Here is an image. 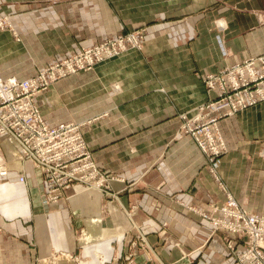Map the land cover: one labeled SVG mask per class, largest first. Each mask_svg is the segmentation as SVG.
Returning <instances> with one entry per match:
<instances>
[{
    "label": "crops",
    "instance_id": "crops-1",
    "mask_svg": "<svg viewBox=\"0 0 264 264\" xmlns=\"http://www.w3.org/2000/svg\"><path fill=\"white\" fill-rule=\"evenodd\" d=\"M6 4L0 63L28 51L43 52L33 63H47L133 30L144 42L35 99L49 125L78 124L64 101L83 86L68 81L101 85L103 108L93 115L100 119L80 130L108 178L105 193L75 184L65 199L45 201L42 171L0 135V264H240L244 239L200 214L220 218L216 209L231 196L264 215V102L217 121L226 151L216 168L182 126L215 99L206 76L264 53V0ZM101 126L104 140L94 133Z\"/></svg>",
    "mask_w": 264,
    "mask_h": 264
},
{
    "label": "built area",
    "instance_id": "built-area-1",
    "mask_svg": "<svg viewBox=\"0 0 264 264\" xmlns=\"http://www.w3.org/2000/svg\"><path fill=\"white\" fill-rule=\"evenodd\" d=\"M4 24L0 21V27ZM142 42L143 35L136 31L83 49L79 55L62 62L59 69L52 67L48 76L42 74L25 80L0 77V135L11 136L20 146L22 156L42 171L48 183L45 201L56 203L65 199V190L75 184L105 193L108 178L93 162L81 126L49 125L41 115L36 97L52 83L89 70L95 63L128 49L140 50ZM204 85L215 99L198 107L182 131L216 168L218 158L226 151L217 121L264 102V53L206 76ZM5 175L6 171L0 168V176ZM19 181L23 178L19 177ZM216 210L222 214L220 218L200 215L216 228L244 239L246 250L237 256L238 262L264 264V215L248 213L231 196H226L224 204ZM228 246L232 250L230 243Z\"/></svg>",
    "mask_w": 264,
    "mask_h": 264
},
{
    "label": "rangeland",
    "instance_id": "rangeland-1",
    "mask_svg": "<svg viewBox=\"0 0 264 264\" xmlns=\"http://www.w3.org/2000/svg\"><path fill=\"white\" fill-rule=\"evenodd\" d=\"M6 6H7L6 0H0V21H1V23H5L2 27H0V31H7L10 28L9 19H8L9 14L6 11ZM136 31H138V30H133V31H130V32H127L124 34H120V35H117L113 38H116V37L121 36V35H127L129 33L136 32ZM113 38H107V39H113ZM107 39H105V40H107ZM143 42H142V46H143ZM28 43L30 44L29 47L32 46L33 48L34 47L40 48V45H39L37 39H35V41L28 39ZM91 47H94V46L81 47L77 52H74L68 56L62 57V58L54 60V61H49L47 63H33L34 62L33 59L40 58L42 56L43 52L41 53L40 51L39 52L38 51H32V52L28 51L29 53H23L22 56H19L17 58L12 59V60L6 61L4 63H0V76L2 75L3 78H5V79L15 78L17 80H25L28 77L33 78V77L41 76L42 74H45L46 76H48L49 73L51 72L50 70L52 67H54L55 69H59L61 67V65L64 64L62 62H65V60H68L72 57L79 55L80 53H82L83 49H87V48H91ZM116 56H118V55H116ZM116 56H113V57H116ZM113 57H110V58H113ZM104 60H106V59H104ZM99 63H101V62L95 63L92 67H94L95 65H97ZM92 67H91V69H92ZM86 71H88V70L81 71V72H86ZM9 74H11V75H9ZM75 74H77V73H75ZM75 74H72L70 76H73ZM70 76H67L63 79H67ZM63 79H60V80L52 83L46 89V91H48L49 88L54 86L57 82L62 81ZM86 83H88L87 79H83V82L79 81V79H75L74 81L69 80L68 81L69 86H71L73 84L78 86L79 84H81L83 86V88H81L79 91H76L75 93L70 92L68 98L64 101L65 103H68V107L72 108V111H70V112H75L74 110H77V114L74 116V118H76L77 121H83L82 123H78V124H80V126L86 128L84 130V133L85 132L87 133V131L89 130L90 127L88 125H90L95 119H98V120L100 119V117H97V116L95 117L93 115L95 112L102 110L103 104H104V99H103L104 93H103V90H100V89H102L101 85L99 86V85L92 84V86L88 87ZM44 92L45 91H43V93ZM47 103H48L47 107H51V101H48ZM62 115H63V117H58V118H60V119L64 118L65 114H62ZM67 117L70 118L71 115H69V116L67 115ZM188 120H189V118H187V121ZM91 133H92V131H90L87 134V136H89V134L91 135ZM94 133L98 136L97 138H99V136H100L101 139L104 140V137H103L104 131L102 129V126L99 127V129L97 128ZM97 149H99V148H97Z\"/></svg>",
    "mask_w": 264,
    "mask_h": 264
}]
</instances>
